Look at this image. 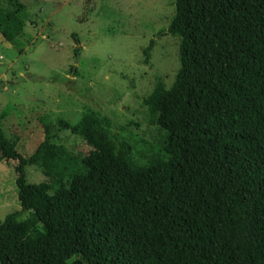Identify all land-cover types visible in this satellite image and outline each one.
<instances>
[{
    "label": "trees",
    "instance_id": "1",
    "mask_svg": "<svg viewBox=\"0 0 264 264\" xmlns=\"http://www.w3.org/2000/svg\"><path fill=\"white\" fill-rule=\"evenodd\" d=\"M12 2L0 35L21 53ZM158 35L179 40L174 81L142 102L160 155L139 162L106 116L59 119L91 150L50 190L25 176L66 157L49 128L27 158L0 129L20 205L0 222V264H264V0H175Z\"/></svg>",
    "mask_w": 264,
    "mask_h": 264
},
{
    "label": "rangeland",
    "instance_id": "2",
    "mask_svg": "<svg viewBox=\"0 0 264 264\" xmlns=\"http://www.w3.org/2000/svg\"><path fill=\"white\" fill-rule=\"evenodd\" d=\"M3 7L19 8L25 47L18 53L0 35V129L17 139L16 152L27 158L44 138V122L53 148L66 156L58 166L45 159L43 168L27 167V184L53 190L83 169L80 160L91 148L60 129L59 119L75 125L84 115L106 116L139 162L161 154L142 102L156 83L168 88L178 70L179 40L158 35L174 15L175 0H13ZM15 165L0 153V222L20 209Z\"/></svg>",
    "mask_w": 264,
    "mask_h": 264
}]
</instances>
